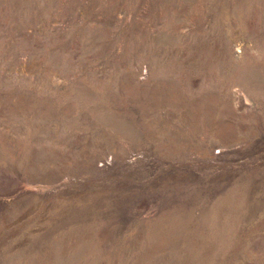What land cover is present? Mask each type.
Here are the masks:
<instances>
[{"label":"rangeland","instance_id":"1","mask_svg":"<svg viewBox=\"0 0 264 264\" xmlns=\"http://www.w3.org/2000/svg\"><path fill=\"white\" fill-rule=\"evenodd\" d=\"M0 264H264V0H0Z\"/></svg>","mask_w":264,"mask_h":264}]
</instances>
